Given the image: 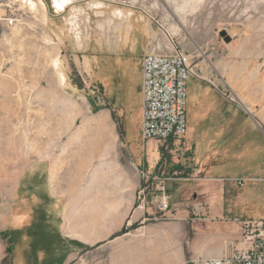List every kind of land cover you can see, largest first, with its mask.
<instances>
[{"label": "rangeland", "instance_id": "1", "mask_svg": "<svg viewBox=\"0 0 264 264\" xmlns=\"http://www.w3.org/2000/svg\"><path fill=\"white\" fill-rule=\"evenodd\" d=\"M63 1L58 8L56 0H0V264H162L167 243L185 251V264L193 231L222 212L177 199L172 181L171 209L159 211V192L131 158L151 165L161 155L148 168L182 177L195 142L199 164L224 178L220 190H237L239 179L229 178L263 157L264 0ZM121 8L141 11L169 46L164 25L192 61L181 140L141 137L142 74L133 67L125 79L110 51V11ZM195 91L214 105L212 122L195 116ZM214 143L215 157L204 160ZM234 207L228 216L245 215ZM173 223L191 231L160 240ZM93 227V244L78 240Z\"/></svg>", "mask_w": 264, "mask_h": 264}, {"label": "crops", "instance_id": "2", "mask_svg": "<svg viewBox=\"0 0 264 264\" xmlns=\"http://www.w3.org/2000/svg\"><path fill=\"white\" fill-rule=\"evenodd\" d=\"M110 15L114 19V33L111 38L110 51L111 56L115 60L116 71L126 79L130 77L132 69L135 67L141 76L143 56L164 52V47L168 46L167 43L159 35L154 23L139 10L129 8L115 9L110 11ZM106 78L102 75L104 83ZM107 81L110 82L108 78ZM192 98L196 104L195 116L198 121L203 119L210 121V118H212L210 112L215 108L214 105H207L199 91L193 92ZM258 126L261 128L260 124ZM209 134L208 129H203L199 137L207 141ZM153 143L157 144L156 141H153ZM191 145V151L187 158V173L172 181L177 187V199H193L191 204L200 210H202L201 207L205 206L209 210L222 212L220 218L213 217L214 220L209 221L211 225L210 227H206V230L193 231V236L190 239L188 247L189 261H186L185 264H202L201 261L221 257L234 247H243L241 244L243 236L241 221L243 219H264V184L262 183L264 181V145L258 149V154H262L263 157H260L253 165L243 168V176L229 178L231 180L239 179L240 185L237 186L236 191L232 187L234 185L230 186L231 188L228 187L231 184H227L228 190H226L225 186L220 190L216 182H219L218 179L224 178L209 175V166L199 164L200 159L196 156L194 150L196 143L193 142ZM214 146L215 143L206 151L203 156L204 160L207 161L215 157L216 148ZM160 158L161 155H157L151 165L146 156L139 161L133 157L131 159L133 161L132 165L137 169L138 165L146 164V162L154 167ZM228 193L234 194L230 203L226 201ZM199 200H205V205L199 202ZM235 205L245 209V215L239 218L228 216V207L231 208L233 206L235 208ZM254 210L262 212L257 215L254 214ZM216 219L221 224L214 222ZM92 229L94 234L89 235L88 239L84 240L77 237L78 240L83 243L93 244L97 240V229L93 227L89 231L81 230V232H90ZM183 229L191 231V227L184 223L168 225L166 232L159 235V239L164 242L175 240L182 233ZM81 232L79 233L80 235ZM167 245V248L165 247L167 251L165 250V252L158 255L161 257L162 264H184L181 263V257H185V251L182 250L183 252L179 253L180 250L177 248L171 249L169 243ZM144 254L142 253L143 256Z\"/></svg>", "mask_w": 264, "mask_h": 264}, {"label": "built area", "instance_id": "3", "mask_svg": "<svg viewBox=\"0 0 264 264\" xmlns=\"http://www.w3.org/2000/svg\"><path fill=\"white\" fill-rule=\"evenodd\" d=\"M158 28L167 37L169 46L164 47V52L142 58L141 137L145 142L178 141L187 133L188 82L196 73L189 55L176 44L167 28L161 24ZM155 168L149 169L145 163L137 166L140 177L159 192L158 210L168 212L171 209L168 184L179 176L176 172L166 173L163 165ZM241 227L243 247H234L204 264H264V219H243Z\"/></svg>", "mask_w": 264, "mask_h": 264}, {"label": "bare ground", "instance_id": "4", "mask_svg": "<svg viewBox=\"0 0 264 264\" xmlns=\"http://www.w3.org/2000/svg\"><path fill=\"white\" fill-rule=\"evenodd\" d=\"M66 2V1H65ZM56 4H57V6H58V8L59 7H63V4H64V1L63 0H56V2H55ZM61 9V8H60ZM106 145V144H105ZM104 145V148H106V146ZM107 147L109 148V146L107 145ZM102 149V148H101ZM100 149V150H101ZM105 150V149H104ZM103 150V151H104ZM108 152V151H107Z\"/></svg>", "mask_w": 264, "mask_h": 264}, {"label": "trees", "instance_id": "5", "mask_svg": "<svg viewBox=\"0 0 264 264\" xmlns=\"http://www.w3.org/2000/svg\"><path fill=\"white\" fill-rule=\"evenodd\" d=\"M187 163H188V162H187ZM179 168H180V167H177V169H179ZM186 168H187V166H186ZM186 168H185V169H186ZM186 171H188V170H186Z\"/></svg>", "mask_w": 264, "mask_h": 264}, {"label": "water", "instance_id": "6", "mask_svg": "<svg viewBox=\"0 0 264 264\" xmlns=\"http://www.w3.org/2000/svg\"><path fill=\"white\" fill-rule=\"evenodd\" d=\"M227 41L229 42V38L227 39Z\"/></svg>", "mask_w": 264, "mask_h": 264}]
</instances>
